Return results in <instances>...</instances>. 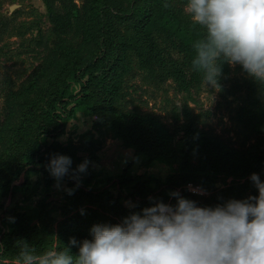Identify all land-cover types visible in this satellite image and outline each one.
<instances>
[{
  "label": "rangeland",
  "instance_id": "374dc122",
  "mask_svg": "<svg viewBox=\"0 0 264 264\" xmlns=\"http://www.w3.org/2000/svg\"><path fill=\"white\" fill-rule=\"evenodd\" d=\"M46 1L53 2L62 13H68L72 4L76 5L82 20L76 21L69 14L72 26L65 30L57 28ZM90 1L0 0V152L2 144H8L10 134L18 126L14 122H24L20 125L26 137L35 130V122L29 118L32 109L29 102L38 103L50 96L58 67L62 64L65 70L69 65L66 57L63 62H56L60 53L65 50L75 60L91 53V45L83 34V16ZM131 1L111 0L113 4L124 7ZM173 2L182 11L184 0ZM70 19L66 17V20ZM132 26L125 24L122 29L128 34ZM159 42L164 45L162 40ZM127 63L131 69L124 80L123 97L112 109L106 108L119 109L118 114L107 115L105 108H102L104 113L100 116L98 113L86 115L77 110L76 118L68 123L65 134L59 139L61 144L67 145L70 139L78 141L80 135L92 132L96 145L101 144L99 150L88 149L78 154L83 160L87 158L90 161L88 169L95 173L90 188L106 187L117 197L119 184L114 182L122 176L142 175L165 181L182 166L188 165L185 160V130L190 128L189 132L200 135L208 146L204 141L198 142L197 146L204 145V148L191 160L192 169L196 171L191 172L188 184L181 185L178 191L184 188L183 195L202 205L255 194L248 177L256 172L264 179V137L254 135L250 127L238 119L239 109L243 105H252V102L248 92L238 90L237 86L251 82L262 93L264 85L253 81L238 67H228L229 71L223 72L219 81V90H207L203 83L186 90L163 71L153 77L139 66L135 58H129ZM261 100V106H264V98ZM142 118L146 121H141ZM149 120L159 122L162 127ZM144 131L147 136H152L150 141H154L156 136L162 137L171 151L167 155L153 152L155 147L146 144ZM83 142L90 146L93 138H84ZM137 148L145 152L138 153ZM66 177L61 187H57L53 178L52 186L48 188L44 177L35 173L28 186L18 181L13 194L4 196L0 191V234L9 230L12 223L9 218L15 213L25 212L34 217V223H38L35 215L43 201L45 213L40 223L46 227L47 239L51 242L54 239L53 243L57 242L56 239L65 243L63 223L84 206L100 211L108 219L105 222L119 221L120 216L111 211L112 207L104 206L105 201L81 193L78 187L67 198L64 186L73 187L75 184ZM189 185L206 189V194H193L187 190ZM79 186L89 188L82 182ZM152 187L157 189L158 183L153 182ZM122 189L129 192L126 186ZM160 199L167 203L175 202L168 193L166 198ZM128 202L133 203L125 196L120 199L123 206L130 208ZM13 262L14 259L0 256V264Z\"/></svg>",
  "mask_w": 264,
  "mask_h": 264
},
{
  "label": "trees",
  "instance_id": "16d2710c",
  "mask_svg": "<svg viewBox=\"0 0 264 264\" xmlns=\"http://www.w3.org/2000/svg\"><path fill=\"white\" fill-rule=\"evenodd\" d=\"M46 4L55 26L59 29L65 30L72 26L73 22L69 14H72L76 21L82 20L74 4L68 13L60 12L53 2L46 1ZM66 17L70 20H66ZM125 24L133 25L128 34L122 29ZM83 34L91 45V53L85 58L75 60L63 50L56 62H63L66 57L69 65L65 70L62 64L58 67L56 77L52 81L50 96L38 103L29 102L32 108L29 111V118L35 122V130L31 136H24L23 127L20 125L24 122H14L18 126L10 134L8 144H2L0 191L4 196L15 192L18 181H22L23 186H28L35 173L42 175L46 186L50 188L53 177L50 176L45 165L53 154L70 156L73 161L72 167L75 168L83 160L78 155L80 151L101 148V144L96 145L92 132L80 135L78 141L70 139L67 145L61 144L59 139L65 134L68 123L76 118L77 110H81L86 115L98 113L100 116L104 113L102 108H105L107 115L118 114L119 109L107 110L106 108L112 109L123 97L124 80L131 69L130 64L127 63L129 58H135L139 66L153 77L157 75V72L163 71L162 73L175 80L183 89H192L202 83L200 74L192 70L190 63L194 55L192 44L201 37L202 29L194 26L173 0H132L125 7L117 6L111 0H91L83 16ZM159 40H162L163 46ZM228 71L229 68L225 65L223 72ZM237 88L240 91H247L249 100L252 102V105H243L239 109L238 119L246 123L254 135L264 137V106H261L264 90L262 93L257 91L251 82L239 84ZM141 121L146 119L142 118ZM149 122L162 127L155 120H149ZM189 129L185 130L187 147L185 160L188 165L182 166L165 181L142 175L122 176L118 182H114L116 185L119 184V195L115 197L106 187L90 188L95 179V173L88 169L87 173L81 174L80 177V182L86 184L89 187L88 190L77 187L81 193H87L98 200L105 201L104 206L112 207L111 211L120 218L129 211L147 206L150 197L166 198L169 191L178 190L181 185L188 184L189 178L192 177L191 172L196 171L191 165L193 155L196 153L199 155L204 148V145L197 146V144L199 141L206 143L205 139L189 132ZM160 131L164 129L160 128ZM144 135L146 144L155 147L153 152L167 155L171 151L170 146H165L162 137L156 136L154 141H150L152 136H147L145 131ZM87 137L93 138L90 146L83 142V139ZM206 144L208 146V143ZM146 150L151 151V149ZM137 152L145 151L137 148ZM66 178L75 184L74 181ZM121 179L124 180L121 181ZM153 182L158 183L157 189L152 187ZM123 186L129 188V192L125 193ZM182 189L181 194L185 192V189ZM158 190H160L159 193ZM187 195L191 193L188 192ZM123 196L131 199L136 209L123 206L120 203ZM66 197L69 198L70 195L66 193ZM39 209L35 215L38 223H34V217L25 212L12 215L11 218L14 219L11 220L9 230L0 234V244L5 247L2 257L15 259L17 253L15 243L20 239L38 248L53 243L54 239L52 242L47 239L49 234L46 235V227L43 228L40 223L43 220L42 214L45 213L44 201ZM107 220L100 211L90 206L82 207L63 223L65 231L62 237L65 243L63 241L62 243L67 244L71 237L77 240L90 238V227ZM72 251L76 252V249L73 248Z\"/></svg>",
  "mask_w": 264,
  "mask_h": 264
},
{
  "label": "clouds",
  "instance_id": "9594fccd",
  "mask_svg": "<svg viewBox=\"0 0 264 264\" xmlns=\"http://www.w3.org/2000/svg\"><path fill=\"white\" fill-rule=\"evenodd\" d=\"M182 11L202 29L190 63L207 90H219L225 65L264 85V0H184ZM89 163L73 168L70 156L56 153L45 167L58 188L65 176L75 182L64 186L71 195ZM248 179L256 193L243 198L202 205L173 190L174 203L150 197L118 222L93 224L90 238L40 248L20 239L13 264H264V179L256 172ZM187 190L206 194L200 186Z\"/></svg>",
  "mask_w": 264,
  "mask_h": 264
}]
</instances>
